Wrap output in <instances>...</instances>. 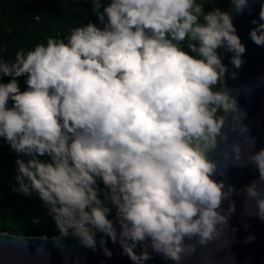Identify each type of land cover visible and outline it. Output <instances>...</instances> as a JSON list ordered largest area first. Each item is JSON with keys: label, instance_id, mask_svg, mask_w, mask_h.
<instances>
[{"label": "clouds", "instance_id": "9594fccd", "mask_svg": "<svg viewBox=\"0 0 264 264\" xmlns=\"http://www.w3.org/2000/svg\"><path fill=\"white\" fill-rule=\"evenodd\" d=\"M86 2L98 24L21 48L11 63L0 58V139L20 157L13 191L35 194L60 237L95 251L100 233L107 257V242L118 243L132 264L152 254L181 264L220 240L235 212L234 193L244 197L245 215L264 221V148L253 151L246 113L225 86L220 50L232 54L237 70L246 52L230 12H205L213 0ZM231 4L240 14L250 0ZM259 20L249 36L264 47V2ZM226 123L249 154L244 161L233 141L221 152L231 160L221 171L210 156L229 139ZM248 165L259 176L242 191L213 178Z\"/></svg>", "mask_w": 264, "mask_h": 264}, {"label": "water", "instance_id": "95a60500", "mask_svg": "<svg viewBox=\"0 0 264 264\" xmlns=\"http://www.w3.org/2000/svg\"><path fill=\"white\" fill-rule=\"evenodd\" d=\"M262 2L264 0H255V2L250 0L249 9L240 14L234 12L231 0L227 2L226 10L230 12L236 34L246 48L242 57L244 60L242 67L235 69L230 63L232 54L221 49L222 63L228 68L225 86L236 97L240 109L246 113L243 123L249 129L248 135L255 138L253 151L264 148V47L254 44L249 32L255 27L251 23L253 19L260 22L259 11ZM231 72H237L235 79L229 74ZM229 127L230 125L226 123L225 131L229 132L228 141L222 142L219 149L210 156L216 160L221 171L231 163V160L222 157L221 152H230L233 141L241 143L244 161L249 154V148L243 143V138L230 132ZM258 176L255 167L248 165L229 166L225 175H217L213 178L223 180L226 185H232L239 192ZM231 199L235 203V212L229 219V227L224 236L210 243L207 248L197 247L196 253L192 257H186L181 264H204L201 257L209 258L211 264H264V221L255 215L244 214L242 195L234 193ZM228 206L229 202L225 200L222 208L227 210ZM245 206L249 211H255L254 201L246 200ZM100 236L101 234L97 233V249L93 251L83 247L77 238L60 237L59 233L20 235L0 230V264H132L129 258L122 254L118 243L107 242L106 247L112 253L110 258L107 257L99 246ZM249 236L253 239L246 242ZM225 241H230V244ZM140 250L138 246L136 251ZM149 252L151 253L150 248ZM146 264H173V262L152 254V258L146 261Z\"/></svg>", "mask_w": 264, "mask_h": 264}, {"label": "trees", "instance_id": "16d2710c", "mask_svg": "<svg viewBox=\"0 0 264 264\" xmlns=\"http://www.w3.org/2000/svg\"><path fill=\"white\" fill-rule=\"evenodd\" d=\"M227 2H206L204 10L207 12L213 7L226 10ZM37 15L40 17L38 21L34 19ZM89 21L98 24L90 2L86 0H0V58L11 63L19 49L46 44L49 36L65 38L71 28ZM8 79L4 77L3 82ZM19 83L23 91L26 87L23 77L19 78ZM18 158L0 139V230L20 235L59 233L52 216L35 194L26 196L13 191L18 187L15 179ZM114 213L113 209L110 218ZM34 219L39 222L33 223Z\"/></svg>", "mask_w": 264, "mask_h": 264}]
</instances>
